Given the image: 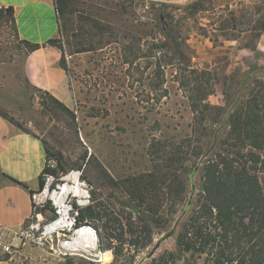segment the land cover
Masks as SVG:
<instances>
[{
	"label": "rangeland",
	"instance_id": "rangeland-1",
	"mask_svg": "<svg viewBox=\"0 0 264 264\" xmlns=\"http://www.w3.org/2000/svg\"><path fill=\"white\" fill-rule=\"evenodd\" d=\"M195 1L69 0L56 36L67 73L65 100L27 84L13 25L0 17V111L45 142L56 178L80 171L90 199L82 209L94 214L102 258L111 252L106 264L162 257L169 264H212L213 255L181 251L176 240L196 224L204 161L219 152L225 134L229 145L236 143L231 116L264 103V0H202L193 10ZM203 72L213 84L208 102L223 120L199 137L205 156L197 159L188 96ZM239 146L231 151L251 149ZM150 209L158 211L156 222ZM41 249L34 264H97Z\"/></svg>",
	"mask_w": 264,
	"mask_h": 264
},
{
	"label": "trees",
	"instance_id": "trees-1",
	"mask_svg": "<svg viewBox=\"0 0 264 264\" xmlns=\"http://www.w3.org/2000/svg\"><path fill=\"white\" fill-rule=\"evenodd\" d=\"M69 0H54L58 18V35L63 32L64 26L61 18L64 16L65 8ZM202 0L192 3L193 10L201 5ZM6 16L12 23L16 35L13 19V7L0 8V17ZM17 37V35H16ZM18 38V37H17ZM56 46V37L50 38L42 43H33L18 38L17 48L19 53L28 54L41 46ZM158 48V47H157ZM158 50H163L160 46ZM166 56L161 52L157 58V65L163 66L162 58ZM61 55L60 65L65 69V64ZM195 72V71H193ZM162 74L160 75V77ZM203 76L195 77L194 93L189 94L190 106L193 112L192 134L195 135L196 143L193 154L197 159L205 156L200 145V136L205 135V131L220 118L223 120L219 108L208 102V96L213 93V84L207 82ZM162 83V81H161ZM182 84V81H181ZM38 92L48 93L41 89L34 88ZM166 95V93H165ZM52 96V95H51ZM53 100L64 107L63 103L55 97ZM264 104V103H263ZM263 104H254L252 107L240 109L230 120L234 125L231 132L235 137L234 145L228 144L227 137L219 140V152L212 158L207 157L203 164V192L204 201L200 205V212L190 227L189 235H180L176 244L181 251H193L213 255L212 264H264V109ZM65 108V107H64ZM0 115L7 117L9 121L17 125L23 131V127L13 118L8 117L0 111ZM200 133L198 136L197 134ZM28 132V131H26ZM251 149H246L242 153L238 148L232 152L234 147L242 148L247 145ZM217 141V135L213 136L212 143ZM46 157L48 159V148L42 141ZM230 147V149H229ZM197 161L194 162L195 171ZM156 168V165H155ZM43 172H55L47 166ZM84 178V177H82ZM110 180V179H109ZM43 185V178H40V187ZM86 201L83 200V204ZM50 211L49 216H53L52 209L46 205ZM157 210L150 209L151 220L156 222L154 215ZM90 221L94 226V214L90 208L79 210L77 224ZM111 252L106 250L102 260L97 264H106L111 258ZM170 259L160 258L152 260L148 264H169Z\"/></svg>",
	"mask_w": 264,
	"mask_h": 264
},
{
	"label": "crops",
	"instance_id": "crops-1",
	"mask_svg": "<svg viewBox=\"0 0 264 264\" xmlns=\"http://www.w3.org/2000/svg\"><path fill=\"white\" fill-rule=\"evenodd\" d=\"M13 7L16 35L33 43H42L58 35L54 0H0V8ZM61 52L45 45L23 56L20 74L32 88L41 89L61 100L67 98V73L60 65ZM0 62V76L4 77ZM47 157L42 140L23 131L0 115V223L19 230L31 213L30 196L40 187ZM18 245V240H13ZM37 246L23 245L11 253H0V264H34L42 256ZM48 259V257H45Z\"/></svg>",
	"mask_w": 264,
	"mask_h": 264
},
{
	"label": "built area",
	"instance_id": "built-area-1",
	"mask_svg": "<svg viewBox=\"0 0 264 264\" xmlns=\"http://www.w3.org/2000/svg\"><path fill=\"white\" fill-rule=\"evenodd\" d=\"M46 166L52 168L54 165L48 161ZM76 172L79 188L87 192V202L83 205L80 203L83 198L71 192L62 199L60 204L54 194L59 191L60 184L69 172L57 178L52 172H43V185L31 193V213L23 226L19 230H13L0 223V253H11L27 244L45 248L52 255L60 258L78 255L94 263L101 261L103 251L97 246L83 249L79 246H71L69 241L84 226L90 228L97 237L95 227L91 222L77 224L79 210L88 205L90 199L86 182L81 179L80 171ZM47 204L52 209L53 216L48 215L45 218L43 211ZM59 221L62 225H59ZM15 239L18 240V245L13 243Z\"/></svg>",
	"mask_w": 264,
	"mask_h": 264
},
{
	"label": "bare ground",
	"instance_id": "bare-ground-1",
	"mask_svg": "<svg viewBox=\"0 0 264 264\" xmlns=\"http://www.w3.org/2000/svg\"><path fill=\"white\" fill-rule=\"evenodd\" d=\"M77 177L78 176L76 171H71L64 177L63 182L60 184L59 191L54 194V197L59 199L60 204L62 203V199H64L65 196L71 192L86 201L87 192L84 189L81 190L79 188ZM83 200H81L80 203L83 204ZM59 225H62L60 221ZM69 241L71 246H79L83 249L94 248L98 243L97 237L94 235L92 230L85 226L81 228L79 232H77L76 236H73Z\"/></svg>",
	"mask_w": 264,
	"mask_h": 264
},
{
	"label": "water",
	"instance_id": "water-1",
	"mask_svg": "<svg viewBox=\"0 0 264 264\" xmlns=\"http://www.w3.org/2000/svg\"><path fill=\"white\" fill-rule=\"evenodd\" d=\"M191 188H192V192H191V194L190 195H192L193 194V189H194V184L192 183L191 184ZM189 204H190V201L188 202V204H187V206H186V209H188V207H189ZM183 215V214H182ZM182 215L180 216V217H182ZM179 217V218H180ZM179 220V219H178ZM95 227V226H94ZM175 228H176V224H175V226L169 231V232H167L156 244H155V246L153 247V249L151 250V252H150V254H149V256H151L153 253H154V251L159 247V245H160V243H161V241L162 240H164L165 238H167V237H169V236H171L172 234H174V232H175ZM95 231H96V235H97V238L99 239V233H98V229H97V227H95Z\"/></svg>",
	"mask_w": 264,
	"mask_h": 264
}]
</instances>
